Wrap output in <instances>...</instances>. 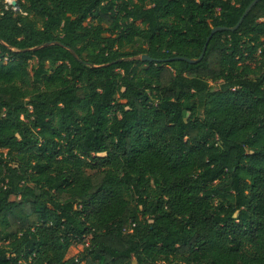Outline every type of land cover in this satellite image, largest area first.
<instances>
[{
	"label": "trees",
	"instance_id": "obj_1",
	"mask_svg": "<svg viewBox=\"0 0 264 264\" xmlns=\"http://www.w3.org/2000/svg\"><path fill=\"white\" fill-rule=\"evenodd\" d=\"M251 1L0 0V264H264Z\"/></svg>",
	"mask_w": 264,
	"mask_h": 264
},
{
	"label": "water",
	"instance_id": "obj_2",
	"mask_svg": "<svg viewBox=\"0 0 264 264\" xmlns=\"http://www.w3.org/2000/svg\"><path fill=\"white\" fill-rule=\"evenodd\" d=\"M258 0H252L247 6L246 8L243 10L241 16L239 17L238 21L236 22V24L232 27H225V26H217V27H213L209 33V35L207 36V39L202 47V50H201V53L200 55L197 57V58H187V57H183V56H174L172 58H167L165 59L166 61L167 60H172V59H182V60H186V61H189V62H196L198 60H200L204 54V51H205V48H206V45H207V42L208 40L210 39L211 35L213 33H215L216 31H220V30H235L239 25L240 23L242 22L243 18L245 17V15L249 12V10L252 8V6L257 2ZM12 4L15 5V1L13 0L12 1ZM50 44H59V45H62L64 47H66L70 52L71 54L78 60H80V58L77 56V54L74 52V50L72 48H70L69 46H65L63 45L62 43L58 42V41H50V42H46V43H43L35 48H38V47H42V46H46V45H50ZM121 59H124V60H152L151 57L147 56L146 54H137V55H134V56H130V57H123V58H119L118 60H121ZM90 66H100V65H93V64H88Z\"/></svg>",
	"mask_w": 264,
	"mask_h": 264
},
{
	"label": "rangeland",
	"instance_id": "obj_3",
	"mask_svg": "<svg viewBox=\"0 0 264 264\" xmlns=\"http://www.w3.org/2000/svg\"><path fill=\"white\" fill-rule=\"evenodd\" d=\"M14 1H16V0H14ZM138 47H144L143 43L140 40H137L132 45L125 46L123 49L134 50ZM89 237H90L89 235L85 236L83 241L79 244H77V243L71 244L66 251L65 258L77 256L82 251V249L88 245Z\"/></svg>",
	"mask_w": 264,
	"mask_h": 264
},
{
	"label": "built area",
	"instance_id": "obj_4",
	"mask_svg": "<svg viewBox=\"0 0 264 264\" xmlns=\"http://www.w3.org/2000/svg\"><path fill=\"white\" fill-rule=\"evenodd\" d=\"M12 1H13V0H5L7 6H10L13 10H15L16 7H15V5L12 4Z\"/></svg>",
	"mask_w": 264,
	"mask_h": 264
}]
</instances>
